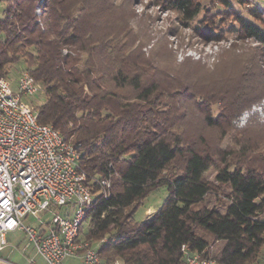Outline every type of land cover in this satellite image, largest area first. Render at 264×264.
Wrapping results in <instances>:
<instances>
[{
	"label": "trees",
	"instance_id": "16d2710c",
	"mask_svg": "<svg viewBox=\"0 0 264 264\" xmlns=\"http://www.w3.org/2000/svg\"><path fill=\"white\" fill-rule=\"evenodd\" d=\"M165 1L187 22L203 11L201 0ZM135 3L0 0V74L24 60L46 93L39 120L77 146L88 174L113 175L111 196H95L80 232L92 246L109 237L97 248L102 262L188 264L184 244L206 257L212 241H223L216 264H255L264 250V152L254 153L259 142L236 140L239 149L231 150L223 141L233 120L263 96L254 97L253 87L264 74L211 90L161 72L154 44L149 49L133 22ZM235 17L264 42L258 24ZM183 101L197 102L200 118L180 113ZM209 129L219 136L212 139ZM212 167L214 180L206 176ZM163 185V205L137 221L138 206Z\"/></svg>",
	"mask_w": 264,
	"mask_h": 264
},
{
	"label": "built area",
	"instance_id": "2783aa9c",
	"mask_svg": "<svg viewBox=\"0 0 264 264\" xmlns=\"http://www.w3.org/2000/svg\"><path fill=\"white\" fill-rule=\"evenodd\" d=\"M41 88L27 68L16 90L0 74L1 242H6L7 231L21 229L27 235V246H34L48 264H68L67 260L76 256L83 264H103L97 248L81 238L80 232L95 196H111L113 175L88 174L77 146L52 124L39 120L37 105L26 97ZM70 205L72 214L60 212L61 207ZM44 212L51 213L47 230L24 222L28 215ZM108 240L104 236L101 241ZM183 250L188 264H216L212 256L205 257V251H189L185 244Z\"/></svg>",
	"mask_w": 264,
	"mask_h": 264
},
{
	"label": "rangeland",
	"instance_id": "374dc122",
	"mask_svg": "<svg viewBox=\"0 0 264 264\" xmlns=\"http://www.w3.org/2000/svg\"><path fill=\"white\" fill-rule=\"evenodd\" d=\"M138 12L133 22L137 26L143 42L154 44L155 58L160 59L161 67L168 74V70L193 78L208 89H217L229 82L230 78L237 82L254 76L255 70L264 74V42L251 37L240 26L236 15L245 17L258 24L264 30V0H201L203 11L195 19L187 22L177 9L171 8L165 0H132ZM169 6V7H168ZM41 12V10H40ZM214 30L216 35L214 36ZM24 60L8 65L7 79L12 87L17 89V82L24 69ZM163 72V73H165ZM262 76V75H261ZM254 97H260L264 92L263 82L253 87ZM34 105H40L46 100L44 88L26 97ZM182 106L186 109L182 111ZM179 112L189 113L192 120L200 118L199 105L195 101L178 104ZM214 114L221 110L219 103L212 105ZM235 130L223 141V145L231 150H238L236 140L247 143L259 142L254 153L264 152V94L260 100L253 103L233 120ZM206 133L216 139L219 132L216 129L206 130ZM262 146V147H260ZM217 162L216 158L213 165ZM215 167L207 171V178L214 180ZM168 195L167 186L163 185L149 193L138 206L135 219L145 221L149 208L159 209ZM212 201L215 200L211 197ZM60 212L62 213L63 208ZM87 222L84 224L83 230ZM223 241H212L209 255L217 254ZM255 264H264V250L260 253Z\"/></svg>",
	"mask_w": 264,
	"mask_h": 264
},
{
	"label": "crops",
	"instance_id": "0c3cea01",
	"mask_svg": "<svg viewBox=\"0 0 264 264\" xmlns=\"http://www.w3.org/2000/svg\"><path fill=\"white\" fill-rule=\"evenodd\" d=\"M74 208L72 205L63 208L62 213L72 214ZM158 211L156 208H149L147 210L148 216L146 219L151 217ZM51 218L50 212L41 213L39 216L28 215L25 217L24 222L31 224L41 229L47 230L49 228L48 222ZM6 242L2 243L0 239V264H48V262L37 252L34 246H27V235L21 229L9 230L5 236ZM102 241L94 243V247L98 248ZM119 260V259H118ZM115 262V261H114ZM108 263L103 260V264H114ZM68 264H83L80 257H70L67 260ZM123 264H125L123 262Z\"/></svg>",
	"mask_w": 264,
	"mask_h": 264
}]
</instances>
